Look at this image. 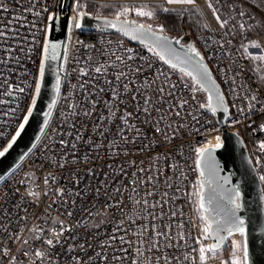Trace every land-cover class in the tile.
I'll list each match as a JSON object with an SVG mask.
<instances>
[{
  "label": "built area",
  "instance_id": "built-area-1",
  "mask_svg": "<svg viewBox=\"0 0 264 264\" xmlns=\"http://www.w3.org/2000/svg\"><path fill=\"white\" fill-rule=\"evenodd\" d=\"M68 1L51 117L0 179V264H77L74 256L86 264L89 256L91 264H199V248L211 238L200 239L208 221L199 207L196 149L221 145L223 129L215 112L201 107L207 104L203 92L152 48L75 27L76 0H0V150L13 142L34 105L53 22L48 17ZM257 14L264 24V10ZM253 40L260 45L255 54L246 53L227 27L208 26L197 36L226 99L225 129L242 138L264 201V61L253 59L264 56V30ZM125 112L132 113L127 125L119 119ZM58 189L65 192L57 195Z\"/></svg>",
  "mask_w": 264,
  "mask_h": 264
},
{
  "label": "water",
  "instance_id": "water-1",
  "mask_svg": "<svg viewBox=\"0 0 264 264\" xmlns=\"http://www.w3.org/2000/svg\"><path fill=\"white\" fill-rule=\"evenodd\" d=\"M69 6L68 1L65 9H61L60 6L57 8L49 41L58 46L54 52L49 50V58L45 60L44 76L40 80L41 88L24 128L11 143L12 146L8 151L0 156V179L30 151L51 117L55 105L53 101H56L61 80V67L70 23ZM106 20L115 23L116 27H112L111 23L106 24ZM80 24L85 29L116 33L134 43L147 45L160 57L163 56L162 60L168 66L190 77L192 83L203 92L207 102L204 110L215 112L223 132L221 146L219 148L211 147L210 152H206L203 156L199 155L197 158V161H200L199 164L197 163L201 186L199 204L201 198L204 204V208L200 209L213 228L219 226L220 234L225 237V240L228 237L225 229L230 227L229 221L237 218L242 219L244 242L248 249L247 264H264V201L260 184L242 138L225 129L226 99L203 58L184 47L180 40L172 39L168 35L154 30L152 31L157 35L168 38L166 46H157L159 42L150 35H139L134 39L130 27L126 26L128 34H125L117 18L88 14L81 18ZM204 67L207 69L208 79L206 81L202 79L201 75ZM187 73H191V75ZM57 77H59V83H57ZM209 88L213 91H208ZM236 193H239L237 200L239 208H234L231 203L233 199H236ZM235 232L233 231V233ZM210 238L211 244L215 243V238Z\"/></svg>",
  "mask_w": 264,
  "mask_h": 264
},
{
  "label": "snow or ice",
  "instance_id": "snow-or-ice-1",
  "mask_svg": "<svg viewBox=\"0 0 264 264\" xmlns=\"http://www.w3.org/2000/svg\"><path fill=\"white\" fill-rule=\"evenodd\" d=\"M166 3L168 5L182 6L180 11H185V10L195 11L196 10V0H166ZM86 6L87 5L85 3H83L82 0H76L75 9L77 10V19H74L72 21V23L77 28L81 27V24L79 23V19L78 18H82V17L88 15L87 12L79 11L80 9L85 8ZM184 6H187V7H184ZM105 7H108V6L105 5ZM148 7H149V5H147V4L139 5V6H137V5L121 6V12L117 13V20L121 24V29L125 31V34H128V30L126 28V26H128V27H130L131 32L134 34L133 35L134 39L138 38L139 35H150L152 38H154L155 41L159 42V44L157 46H166L168 38L166 36H161V35H157L156 33H154L152 31V28H151L150 25L146 27L145 25H142V24L141 25H136L135 21H129V20L120 21L119 20V17H120L121 14H127L129 12H135V14L138 15V16H149V17H151V16L154 15L155 8L156 7H160V6L159 5H153L152 6L153 11H145L144 9L148 8ZM208 7L213 9V15L216 18V20L219 22L220 28H225L226 25L229 23V21L226 20V19H223L222 16L217 13V10L213 7V4L211 2L208 3ZM176 10L177 9H175V8H163V11H165V12H172V11H176ZM239 15L240 16H244L245 14L243 12H240ZM48 19L49 20L55 19V15L54 14L50 15L48 17ZM98 19H99V17H98ZM105 23L108 24V23H111V22L106 20ZM111 26L112 27H116V24L115 23H111ZM240 28L241 29L245 28V25L241 24ZM161 30H163V29H161ZM0 35H3V33H0ZM177 42L179 43V41H177ZM250 45L252 47H254V48H258L260 46L255 40L251 41ZM57 46H58L57 44L51 43L50 41L45 40V43H44L45 58L41 60V65H40V77L41 78H43V76H44L45 60L49 58L48 57L49 50L51 49L54 52L55 49L57 48ZM188 48L192 52L196 53L197 56L200 55V53L196 50V48L193 45L189 44ZM245 48H247V46H245ZM127 51L131 52L132 50L128 49ZM161 59H164V57L161 56ZM253 59L264 61V56L253 57ZM173 67H175V65H173ZM95 71L97 73H100L102 71V66L101 67H97L95 69ZM187 74L191 75V73H187ZM201 75H202V79L203 80L206 81L208 79L206 67L203 68V72H202ZM117 79H119V77H117ZM57 83H59V77H57ZM40 88H41L40 81L37 80V82H36V91H37V93H39ZM124 88L127 91V85H125ZM207 90L210 91V92L213 91L211 88H209ZM101 91H103V90H101ZM161 91H163V89H161ZM116 95H117V93L113 90V97H115ZM211 98L212 97L210 96L209 99L211 100ZM132 99L135 100V97H133ZM253 99L255 100L256 97L253 96ZM33 103H35V99L33 100ZM53 103H55V101H53ZM93 103H95V102H93ZM108 103L110 104L111 102L109 101ZM144 103L148 104L149 101L146 99L144 101ZM49 107H51V105H49ZM201 107H205V105H201ZM144 111H148V109L145 108ZM29 113H31V108L29 109ZM84 115H86V116L87 115H91V113L84 112ZM115 115H116V113L112 112L110 114V116L108 117V119L111 120V118L114 117ZM131 115H132L131 112H125L122 116L119 117V119L123 122L124 125H127L128 124V120L126 119V117H130ZM100 119L104 120L105 117L101 116ZM27 120H28V116H25L24 117V122L19 125V128L16 131V135L12 137L13 141H15L16 137H18L20 135V130L24 128V124L27 122ZM132 127L134 128L135 125H133ZM262 127H264V125H262ZM129 130H131V129H129ZM123 131H124V129L121 128L120 132L117 133V135L122 134ZM155 131L159 132L160 129L156 128ZM76 139L79 140L80 137L77 136ZM124 139L127 142V140L129 138L125 136ZM133 139H135V138L133 137ZM217 140H219V137H217ZM64 143H65L64 140L60 141L61 145H63ZM11 146H12V144L10 142L8 144V146L3 149V151H0V156H3L8 151V149ZM220 146L221 145L219 143H217L214 147L219 148ZM73 147H75V145H73ZM97 147H99V145H97ZM211 147L212 146H208L206 148H197L196 152H197L198 155L203 156L206 152H210L211 151ZM260 147L262 149H264V143H261ZM72 163L75 164L76 161L73 160ZM197 163L199 164L200 161L198 160ZM61 167H63V165H61ZM89 171H91V170H89ZM133 175H135V174H133ZM201 175H203V173H201ZM260 179L264 180V176H262ZM47 182H48L47 179H45V183H47ZM76 183H79L78 179H77ZM133 183H135V181ZM68 191L70 192V190H68ZM98 191L99 190L97 189V192ZM64 192H65V189H58L57 190V195L63 194ZM29 194L33 195V193H29ZM238 197H239V193H236V199H233L231 201V203L233 204L234 208H239L240 207L239 203H237ZM199 207L201 209L204 208V204H203L202 198H201ZM72 215H73L72 212H68V216H72ZM229 223H230V227L225 229V231H227L228 236H231L233 234V231L239 232L241 235H243V233H244L243 223L244 222H243L242 219H238V218L237 219H233V220H230ZM37 230L39 231V229H37ZM64 231H65V229L61 228V234H63ZM220 231H221V229L219 228V226H217L216 228H213L212 224H208V223L205 224L204 228L202 229V235H201L200 239L201 240H207L209 237H214L215 238V243L210 244V245H206V246L201 244V246L199 248V261H200V264H205V262L207 261V259H208L207 253L217 252L225 244V237L220 234ZM161 235H162V233H159V232L156 233L157 238H159ZM73 239H75V237H73ZM112 239H115V237H112ZM181 239H183L182 236H181ZM121 240H123V237H121ZM59 242H60L59 239H57L56 243H59ZM199 242L200 241L198 240L197 243H199ZM46 243L48 245H53V240L49 239V240L46 241ZM71 247L72 246H69L70 249H71ZM89 247H91V246L89 245ZM153 247H156V245H153ZM81 248L83 249V246H81ZM232 249H233V252H232L230 260L228 262H222V264H247V261H248V249H247V246L243 245L240 242L233 241ZM240 249H242V253H243L242 259L240 257L236 256L237 250H240ZM137 251L139 252V249H137ZM36 255L37 256H42L43 253L37 252ZM97 256H99L100 259H105L106 260V256H101L99 253H97ZM72 259L76 260L77 264H86V262L81 260V259H79V257L74 256V257H72ZM117 259H119V257H117ZM185 259L186 260L188 259L187 255L185 256ZM91 262H92V257L89 256L88 257V264H91ZM132 264H137V262L135 260H133Z\"/></svg>",
  "mask_w": 264,
  "mask_h": 264
},
{
  "label": "rangeland",
  "instance_id": "rangeland-1",
  "mask_svg": "<svg viewBox=\"0 0 264 264\" xmlns=\"http://www.w3.org/2000/svg\"><path fill=\"white\" fill-rule=\"evenodd\" d=\"M249 5L238 0H196V10H185L180 11L182 6L178 5H168L166 0H82L87 6L80 9L79 11H85L91 13V15L105 16L111 18H117V13L121 12V6L129 5H149L145 8V11H153V5H159L154 10V15L149 16H138L135 12H129L127 14H121L120 20L135 21L138 25L151 26L152 30L160 32L162 34L168 35L169 37H177V35L172 34L171 36L166 31L164 26L156 19V15L165 12L163 8H175L176 11L167 13H179V14H189L194 13L199 17L200 24L203 31L206 27L210 26V13L212 14L213 9L208 7V3L211 2L213 7L217 10V13L222 16L223 19L229 21L226 27L231 31L232 36L236 39L240 47L246 53H256V49L250 45L253 41V37L264 30V24L257 14L258 9L264 10V0H244ZM107 5L108 7H105ZM187 7V6H184ZM243 12L245 15L240 16L239 13ZM244 24L245 28L241 29L240 25ZM163 29V30H161ZM247 46V48H245ZM199 53V49H196ZM201 57V54L199 55ZM180 76L184 81L192 83V80L183 72H180ZM260 73L262 71L260 70ZM3 151V150H0ZM233 241L240 242L245 245L244 233L241 235L239 232L233 233L228 236L225 240V244L214 253L207 254L208 259L205 264H222V262H228L231 258L233 249ZM242 249L237 250L236 256L242 259ZM200 264V261H199Z\"/></svg>",
  "mask_w": 264,
  "mask_h": 264
},
{
  "label": "trees",
  "instance_id": "trees-1",
  "mask_svg": "<svg viewBox=\"0 0 264 264\" xmlns=\"http://www.w3.org/2000/svg\"><path fill=\"white\" fill-rule=\"evenodd\" d=\"M156 19L164 26L170 36L172 34L177 35L176 40H180L184 47L189 49L188 45L191 44L196 49H199L197 36L203 31V28L200 24L199 17L196 14L161 12L156 15Z\"/></svg>",
  "mask_w": 264,
  "mask_h": 264
},
{
  "label": "crops",
  "instance_id": "crops-1",
  "mask_svg": "<svg viewBox=\"0 0 264 264\" xmlns=\"http://www.w3.org/2000/svg\"><path fill=\"white\" fill-rule=\"evenodd\" d=\"M209 25L210 26H217V25H219V22L214 17L213 12H212V14L210 13V24Z\"/></svg>",
  "mask_w": 264,
  "mask_h": 264
},
{
  "label": "bare ground",
  "instance_id": "bare-ground-1",
  "mask_svg": "<svg viewBox=\"0 0 264 264\" xmlns=\"http://www.w3.org/2000/svg\"><path fill=\"white\" fill-rule=\"evenodd\" d=\"M215 146V145H214Z\"/></svg>",
  "mask_w": 264,
  "mask_h": 264
}]
</instances>
